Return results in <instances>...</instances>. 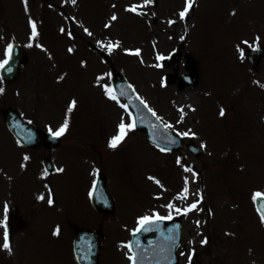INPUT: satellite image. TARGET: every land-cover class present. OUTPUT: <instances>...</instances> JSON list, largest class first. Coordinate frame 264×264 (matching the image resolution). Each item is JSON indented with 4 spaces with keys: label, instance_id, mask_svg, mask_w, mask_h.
I'll list each match as a JSON object with an SVG mask.
<instances>
[{
    "label": "rangeland",
    "instance_id": "374dc122",
    "mask_svg": "<svg viewBox=\"0 0 264 264\" xmlns=\"http://www.w3.org/2000/svg\"><path fill=\"white\" fill-rule=\"evenodd\" d=\"M184 1L0 0V62L11 34L25 51L33 50L17 83L0 80V107L12 105L42 129L61 128L67 120L65 145L54 154L59 171L48 184L61 213L49 209L44 220L33 224L19 253L26 264H74L70 240L64 248L68 256L60 254L57 236L47 237L49 226L53 219L68 221L77 213L92 217L83 202L76 207L75 199L81 182L85 195L98 165L107 173L117 206L116 220L103 225L107 229L113 222L115 248L136 215L168 208L173 201L177 212L186 209V248L196 250L198 264H264V227L249 215L255 212L252 203L245 207L251 195L264 193V58L255 69L245 60L250 47L264 46V0H197L195 11L181 19ZM177 45L175 70L161 67L160 58ZM96 47L110 54L115 68L162 121L181 135L188 133L186 142L192 139L202 150L198 158L187 152L184 160L177 153L161 154L132 128L115 148L109 146L121 122L130 124V116L117 99L109 101L111 69ZM188 60L198 74L196 87L162 83L167 73L185 74ZM2 123L0 118V196L8 197L15 178L32 189L29 197L34 191L45 196V188L34 187L42 178L33 159L25 160L32 183L25 166L23 174L19 162L11 161V155L21 159L25 153ZM189 162L196 166L195 175L186 171ZM192 204L196 207L189 210ZM55 231L61 234L62 225L55 224ZM109 251L113 255L112 245ZM5 256L0 247V264H7ZM102 264H117V259L102 256Z\"/></svg>",
    "mask_w": 264,
    "mask_h": 264
},
{
    "label": "snow or ice",
    "instance_id": "6c2138e0",
    "mask_svg": "<svg viewBox=\"0 0 264 264\" xmlns=\"http://www.w3.org/2000/svg\"><path fill=\"white\" fill-rule=\"evenodd\" d=\"M72 2L75 3V0H72ZM149 2H151V0H146V3H149ZM191 6H192V0H185V8L179 13L181 19H183L185 17L186 13L188 12V10H189V8ZM131 10H135V6ZM112 19H116V17L113 16ZM169 23H172V22L169 21ZM30 24L32 25V29H33V33L32 34H33V36H35L36 35V32H35V24L32 23L31 21H30ZM61 31H63V29H61ZM85 31H87V30H85ZM243 43L246 44L247 42L245 41ZM8 47L11 48V45H9ZM109 50H111V46L109 47ZM70 51H71V49H70ZM136 54H139V50H136ZM5 55H7V49H6ZM241 55H243L242 52H241ZM158 59H159V57H158ZM5 64H7V60H4V61L0 62V68H3ZM0 92H3V89L2 88H0ZM110 98L113 99V100H115L116 99V96L115 95H112ZM74 106H75V101H73L69 105V111H71L72 110V107H74ZM122 107H123V105H122ZM220 114L221 115H224L223 109H221V113ZM153 115H155V113H153ZM66 127H67V120H65L64 125H62L61 128L58 129L55 132V135L56 136L62 135L63 132L65 131ZM125 127L126 126H125V124L122 121L121 124L118 126V134L116 136H114L110 140V144H109L110 147L115 148L117 146V144L120 143V141L124 138V135H126V132L124 131L125 130ZM131 127H132L131 124L127 125V128H131ZM182 135H185L186 136V135H188V133H183ZM203 146L204 145H201V147H203ZM25 159H28V158L25 157ZM177 162L179 163V158H178ZM62 170L63 169H60V171H62ZM186 170H190V169H186ZM150 179H151V177H150ZM184 191L186 192L187 189H185ZM259 195H261V194L260 193H254L253 194L254 201L256 200V197L259 196ZM39 198L40 199H43L44 197L41 196ZM48 203L50 205L53 203L51 197L48 198ZM168 207L171 208L172 205H168ZM195 207H196V204H192V205L189 206V210L194 209ZM262 210H264V204H261L260 209H258V211H262ZM5 211H7V208L5 209ZM177 211H179V209H177ZM158 218L159 219H170L171 217L169 216V217H158ZM5 219H7V217H5ZM141 219L143 221L147 222L149 220V217L148 216H145V217H143ZM0 223H3V222H0ZM261 223L264 224V214H261ZM53 234L56 235L57 232L54 231ZM206 242L207 241H202V243H206ZM0 247H3L5 249H9L10 250L9 234H8L7 229H5V232H4V242H3L2 245H0ZM182 255H183V253H182ZM129 259H132V257H129ZM188 260H189V262L191 264V261H192V255L191 254L188 255Z\"/></svg>",
    "mask_w": 264,
    "mask_h": 264
},
{
    "label": "water",
    "instance_id": "95a60500",
    "mask_svg": "<svg viewBox=\"0 0 264 264\" xmlns=\"http://www.w3.org/2000/svg\"><path fill=\"white\" fill-rule=\"evenodd\" d=\"M13 48H14V51L16 52V55L14 54L15 56H13L12 60L10 61L9 66L11 68H13V69H15V68L18 69L19 66L21 65V63L24 61V55H23V52L18 48V46L15 45ZM14 51H13V53H14ZM7 68L11 69L9 67H7ZM16 73L17 72L9 73V75L12 77V76H15ZM10 76L8 78H10ZM116 80L123 81V78L119 75V76H117ZM114 87L116 88V86H114ZM138 114H139V116H137L138 117L137 118L138 119L137 120V124H138L137 127H138L139 130L144 129L147 132L148 129H147V127L145 126V124L143 122L146 120V122L148 124V115L145 112H142V113L138 112ZM149 137L153 138V135L149 134ZM168 137H170V136H168ZM154 140H155V142H157V139L154 138ZM163 146L164 147H168V148L177 149V148L180 147V143L172 146V142L170 140H166V142L163 144ZM263 203H264V201L262 202V204ZM257 206L260 209L261 202L259 204H257Z\"/></svg>",
    "mask_w": 264,
    "mask_h": 264
},
{
    "label": "flooded vegetation",
    "instance_id": "af4514ba",
    "mask_svg": "<svg viewBox=\"0 0 264 264\" xmlns=\"http://www.w3.org/2000/svg\"><path fill=\"white\" fill-rule=\"evenodd\" d=\"M25 219V218H24ZM26 220V219H25ZM27 222V221H26ZM27 224H28V222H27ZM27 224H25V225H27ZM13 225L15 226V227H17V222L15 221V222H13Z\"/></svg>",
    "mask_w": 264,
    "mask_h": 264
}]
</instances>
